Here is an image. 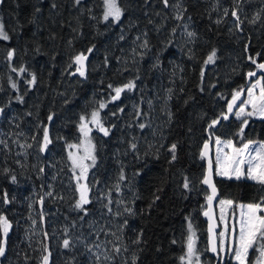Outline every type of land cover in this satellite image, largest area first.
Masks as SVG:
<instances>
[{
	"label": "trees",
	"instance_id": "obj_1",
	"mask_svg": "<svg viewBox=\"0 0 264 264\" xmlns=\"http://www.w3.org/2000/svg\"><path fill=\"white\" fill-rule=\"evenodd\" d=\"M118 2L115 22L103 19V0H0L9 36L0 39V215L10 224L0 229V264H182L190 222L204 263L221 264L203 215L202 147L216 135L264 140V118L244 126L233 115L209 128L259 76L248 74L264 62V7L246 24L242 0ZM82 122L96 164L81 187L68 148ZM216 182L236 202L264 198L254 180ZM82 188L88 203L77 207Z\"/></svg>",
	"mask_w": 264,
	"mask_h": 264
},
{
	"label": "snow or ice",
	"instance_id": "obj_2",
	"mask_svg": "<svg viewBox=\"0 0 264 264\" xmlns=\"http://www.w3.org/2000/svg\"><path fill=\"white\" fill-rule=\"evenodd\" d=\"M77 3H79V0H76ZM105 11L103 13V19L107 21L109 17L114 18L115 20H119L122 15V10L117 4V0H103ZM165 5H167L168 0H164ZM233 16H236V12H233ZM237 19H239L237 17ZM195 34L192 32L188 33V36H194ZM0 39L8 40L9 36L4 31L3 24L0 23ZM146 43V42H145ZM91 51V50H89ZM14 54V50L8 52V57L11 58ZM215 56V52L210 54L208 56V62H211ZM249 59L253 60V63H256V61L250 56ZM86 60V57L81 53L75 56L74 63L79 65L76 69L77 72L81 76L85 75L84 72V61ZM258 68L264 69V63H260L258 65ZM23 71V69H21ZM250 77L254 76L255 73H249ZM35 76L32 77V80L29 81V83H34ZM264 77H261L259 80L256 81L255 84L252 85V87L247 89V99L240 101L239 110L234 112V115L237 118L244 117L242 120L243 125H247L248 119L247 117H253L258 116L260 118H264ZM14 88L16 87L15 84L12 85ZM134 85L132 83H129L127 85H124V88L131 89ZM111 87V85L109 86ZM124 88L117 87L115 88V96L112 97V99H116L120 96V93L124 90ZM258 89V94L255 90ZM244 94V90L240 89L238 91H235L232 95L231 102L228 103L227 106V113H233V108L236 105V102L240 100V97ZM105 105L101 104L100 107L103 108ZM251 107V111H248V107ZM223 119H228V115L225 113L221 114ZM51 119V117H49ZM81 120H84V117H81ZM92 121L97 123L99 125L98 120V113L93 112L92 113ZM219 121L213 120L211 124L209 125V128L216 125ZM143 127V125H141ZM81 131L84 132L85 137L87 138L88 130H87V124L81 123L80 125ZM100 130L107 135V130L104 129L102 126L100 127ZM243 131V128H241V132ZM44 141H45V147L47 146V143L50 142L48 138V132L45 130L44 132ZM215 143L217 145L221 144V141L219 138H216ZM253 142L249 141L248 143L244 144L241 148H235L232 141L224 142L225 147H231L233 149V155L229 156L227 153L224 154L225 159L229 162L228 166L232 168L231 173L228 171L220 170L218 174L220 175H234L237 179H240L242 176H246L248 179L254 180L258 182L261 185H264V143H260L258 147L254 148L253 151H255V156L252 155V151H249L250 145H252ZM135 147V145H133ZM92 148L91 141H88V147L85 148L86 155L84 157H77L73 153H69V157L72 160L74 169L80 168L81 175L85 174L87 171V166L83 164V160L87 158H91L94 162L95 157L92 156ZM205 151L202 152V156H207L208 152V144L205 143L204 145ZM175 150L176 145L173 144L171 146L170 151L172 152V160L176 159L175 156ZM220 149L217 148V157L216 161L217 164H220L222 167V161L221 156L219 155ZM247 156V160H245V157ZM211 164L212 161L209 160V168H208V175L205 176L203 183L210 185L212 187V195L208 197L209 206L211 205V201L213 199V196L215 195V186L212 185L211 182ZM247 164V172L245 173L243 169L241 168L242 165ZM13 180H15V177H12ZM79 180V177L77 178ZM188 182L187 180L184 183V188H188ZM85 191L82 188L80 199L77 201V207H83L84 204L88 203V200L85 196ZM221 205L227 204L229 206L232 205L231 200H221ZM239 208L241 209L240 212V220H239V231H238V247H236L233 250V255L235 259L239 262V264H246V257L248 250L250 248H253V246L258 241H264V215H259V213L264 212V198L261 199L260 203H250L247 205L241 204L239 205ZM205 215H209L208 212H205ZM221 220L224 219L223 215H221ZM10 227L9 221L6 217L0 215V229L3 230V233L6 235L8 232V229ZM214 227V225L212 226ZM212 227H210L209 231H212ZM227 229V226H225ZM189 229H192V225L189 223ZM236 229L235 226H233V233L235 234ZM193 235H190L188 237L187 241V256L192 257L194 253V240ZM221 237V244L220 248L223 250L224 248V238H225V232L220 233ZM138 242V241H137ZM65 247L69 245V241H64ZM211 250L213 252H217V244L215 240V236H213L212 239V248ZM5 253V247L3 243H0V256H3ZM260 257L264 258V244L261 245V252ZM47 257L44 258L45 264H47ZM181 259H184L182 257ZM188 264H191V260H189ZM259 264V261H258Z\"/></svg>",
	"mask_w": 264,
	"mask_h": 264
},
{
	"label": "rangeland",
	"instance_id": "obj_3",
	"mask_svg": "<svg viewBox=\"0 0 264 264\" xmlns=\"http://www.w3.org/2000/svg\"><path fill=\"white\" fill-rule=\"evenodd\" d=\"M81 1V0H79ZM117 4L120 7V4L117 0ZM264 7V0H242L241 2V13L242 16L244 17L246 24H248L252 17L262 8ZM121 8V7H120ZM122 10V9H121ZM105 11V10H104ZM109 19H113V21L117 22V20H115L112 17H109ZM119 21V20H118ZM0 23L3 24L2 19H1V14H0ZM4 27V25H3ZM4 31L5 27H4ZM7 33V32H6ZM261 77H264V75H259L251 84L248 88L252 87L253 84L256 83L257 80H259ZM264 82V81H262ZM247 88V89H248ZM247 89L244 95L243 100L247 99ZM258 94V89L255 90ZM242 100V101H243ZM239 105L240 103L237 105L236 110H239ZM248 111H251V107L249 106ZM234 117L240 121L241 125L242 124V120L244 119V117L241 118H237L235 115ZM260 118L258 116H253V117H247L248 119V123H250L252 121V119H257ZM247 123V124H248ZM90 126H87V130H88V135L87 138L84 135V132L80 138V140L74 145V146H70L68 148V158L71 162V166L73 169V172L75 174V176H78L79 178H82L81 181V187L83 185H85L88 181L86 180L88 174L93 170L95 164H96V151H95V143L93 141L92 138V133H91V129L89 128ZM216 138H219L221 141L220 145H217L215 143ZM91 141V145L93 146L92 148V156L95 157V160L93 162V160L91 158H87L83 160V164L87 166V171L85 174L81 175V170L80 168H75L73 166L72 160L69 157V153H73L75 154L77 157H84L86 155L85 153V148L88 147V141ZM227 141H232L233 145L235 148H241L244 144L248 143L249 141L253 142L252 145H250V149L249 151H252V155L255 156V151H253L254 148L258 147L260 143H264V140H249V141H242L241 143H237L236 140L234 138H226V137H221V136H214L213 139V154H214V161H215V168H216V177L218 178H222V179H237L234 175H220L218 174V172L220 170H224V171H228L229 173H231L232 168L228 166L229 162L225 159L224 154L227 153L229 156L233 155V149L231 147H225L224 146V142ZM217 148L220 149V153L219 155L221 156V161H222V165L217 164L216 161V157H217ZM245 160H247V156L245 157ZM247 164L242 165L241 168L243 169V171L246 173L247 172ZM240 179H248L246 176H242ZM251 180V179H250ZM224 200H231L233 203L231 206L224 204L221 205L220 201ZM244 204H250L247 202H236L232 199L226 198V197H222L220 196L218 201H217V205H216V210H217V214H218V218H219V222L221 225V229L219 226V230H218V243L220 241L221 244V237H220V233L221 232H225V238H224V248L223 250H221L220 246L218 247L219 249V254L221 257V261L223 260V258L225 257V262H227V260L230 258V262H234L235 264H239V262L235 259L234 255H233V250L238 247V231H239V220H240V212L241 209L239 208V205ZM221 215H223L224 219L221 220ZM259 215H264V212L259 213ZM234 222L235 227H236V242L235 244H232L230 241V232L228 231V228H230V223ZM190 224L192 225V229H189V236L193 235L194 232V236H193V240H194V255L192 257H188L187 256V251L188 249H186V251L184 252L183 256L184 259H181L182 264H188L189 260H191V264H205L203 261V253L200 249L201 244L200 243V237L198 236L197 231H195L193 224L190 222ZM225 226H227V229L225 228ZM264 244V241H258L253 248H250L248 250L247 253V257H246V264H264V258L260 257V252H261V245ZM225 253H228V255H225ZM231 254V256H229ZM225 262H220L221 264H224Z\"/></svg>",
	"mask_w": 264,
	"mask_h": 264
},
{
	"label": "water",
	"instance_id": "obj_4",
	"mask_svg": "<svg viewBox=\"0 0 264 264\" xmlns=\"http://www.w3.org/2000/svg\"><path fill=\"white\" fill-rule=\"evenodd\" d=\"M83 55L86 57V60L84 61V72H85L86 71V66H87L86 65L87 56L85 54H83ZM260 74H264V69L258 68L255 71V75L256 76L260 75ZM249 84L250 83H247L245 85V87L243 88V90L247 89L249 87ZM243 98H244V94L240 97V100H238L236 102V105L233 108V113H227V112L225 113V114L228 115V119L231 118L234 115V112L236 110L237 105L240 103V101H242ZM231 100H232V98L230 99V102H231ZM221 119H223L222 116L219 119H217L219 122L216 125H214V126H217L220 123ZM244 126H246V125H244ZM205 143L208 144V149H207L208 155L204 156V158L206 160V173H205V176L208 175L209 160H211L212 161V164H211V182H212V185L215 186V195L213 196V199L211 201V205L210 206H209V201H208L207 207L203 211V215H204V218L207 221V225H208L210 249L212 248L213 236H215V240H216V244H217V252H213L212 250H211V252H212V255L216 258V262H219L220 255H219V251H218L217 235H218L220 222H219V218H218V214H217V210H216V205H217V201H218L219 196H220V191H219L218 184L216 182V168H215V161H214V154H213V139L209 138L207 141H205ZM205 143L203 144L202 152L205 151V148H204ZM205 185L209 188L210 195H212V187L210 185H207V184H205ZM205 212H208L209 215L206 216ZM213 225H214V227H212ZM210 227H212V231L211 232L209 231ZM235 241H236V232H235V234L232 232L231 233V243L234 244Z\"/></svg>",
	"mask_w": 264,
	"mask_h": 264
},
{
	"label": "flooded vegetation",
	"instance_id": "obj_5",
	"mask_svg": "<svg viewBox=\"0 0 264 264\" xmlns=\"http://www.w3.org/2000/svg\"><path fill=\"white\" fill-rule=\"evenodd\" d=\"M233 226H235V224H234V222L232 221L231 223H230V228H228V231L230 232V240H231V233L233 232ZM220 229H221V225H220ZM235 229H236V227H235ZM220 246V241H219V243H218V247ZM225 255H228V253H225ZM229 256H231V254L229 255ZM225 260V257L223 258V260L221 261V257H220V260H219V262H216V263H222V262H225L224 261ZM230 258L227 260V262L228 263H230ZM227 262H225L224 264H226Z\"/></svg>",
	"mask_w": 264,
	"mask_h": 264
}]
</instances>
